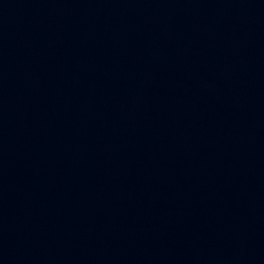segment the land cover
I'll return each mask as SVG.
<instances>
[{
  "label": "water",
  "instance_id": "water-1",
  "mask_svg": "<svg viewBox=\"0 0 264 264\" xmlns=\"http://www.w3.org/2000/svg\"><path fill=\"white\" fill-rule=\"evenodd\" d=\"M0 264H264V0H0Z\"/></svg>",
  "mask_w": 264,
  "mask_h": 264
}]
</instances>
